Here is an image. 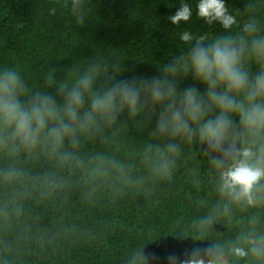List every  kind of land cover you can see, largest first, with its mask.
Returning <instances> with one entry per match:
<instances>
[{
	"label": "trees",
	"instance_id": "obj_1",
	"mask_svg": "<svg viewBox=\"0 0 264 264\" xmlns=\"http://www.w3.org/2000/svg\"><path fill=\"white\" fill-rule=\"evenodd\" d=\"M185 2L191 20L175 26L168 17L181 0H82L85 22L78 25L72 0H0V72L18 71L28 89L24 101L40 92L62 102L61 84L70 88L93 72L94 91L159 77L203 93L205 85L186 78L181 66L165 75L189 50L180 33L207 32L211 42L221 32L245 35L243 25L255 21V35L264 38V0H224L237 18L229 30L197 19L198 0ZM246 39L250 47L252 37ZM249 66L255 73L256 64ZM156 120L150 106L136 115L125 108L111 122L98 118L77 129L55 150L43 136L32 149L0 145V264H170L171 257L180 264L213 244L224 249L226 264H264V256L230 252L264 238V179L257 205L232 202L219 191L231 161L216 167L219 153L206 154L198 138L159 134ZM170 143L177 152H168Z\"/></svg>",
	"mask_w": 264,
	"mask_h": 264
},
{
	"label": "clouds",
	"instance_id": "obj_2",
	"mask_svg": "<svg viewBox=\"0 0 264 264\" xmlns=\"http://www.w3.org/2000/svg\"><path fill=\"white\" fill-rule=\"evenodd\" d=\"M72 4L76 23L83 25L82 0H72ZM196 8L197 19L209 26L219 23L223 30H229L237 23L224 0H198ZM54 13L52 9L50 14ZM191 17V4L181 0L178 10L168 19L180 26L190 22ZM256 31V22L250 21L243 25L245 35L221 32L211 42H206L207 32L196 36L185 29L180 33L179 40L189 50L165 66V75H175L181 66L186 78L191 75L205 85L203 93L195 85L178 90L179 81L159 77L124 81L94 91L93 72L83 75L70 88L61 84L62 102L40 92L24 101L22 97L28 89L22 76L15 68H5L0 72V145L11 142L14 147L32 149L43 136L55 150L77 129L83 131L95 125L98 118L111 122L117 111L126 108L129 114L136 115L150 106L157 116L159 134L188 143L198 138L207 146L206 154L221 155L211 161L218 168L224 160H230L220 173V194L232 202L255 206L260 202L255 189L264 179V38L256 36ZM246 36L252 37L250 47ZM251 62L257 66L255 73L249 66ZM54 72L55 69L47 74L49 80ZM167 149L175 153L178 145L170 143ZM168 170L165 164L160 175H167ZM203 223L211 224L212 219ZM230 252L236 257H245L249 252L255 257L264 256V238L248 250L233 245ZM224 257V249L213 244L203 252L194 250L180 264H226ZM170 264H176L175 257L170 258Z\"/></svg>",
	"mask_w": 264,
	"mask_h": 264
}]
</instances>
